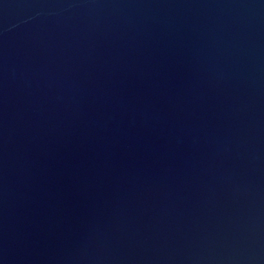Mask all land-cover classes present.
I'll return each mask as SVG.
<instances>
[{
    "label": "water",
    "instance_id": "95a60500",
    "mask_svg": "<svg viewBox=\"0 0 264 264\" xmlns=\"http://www.w3.org/2000/svg\"><path fill=\"white\" fill-rule=\"evenodd\" d=\"M0 264H264V0H0Z\"/></svg>",
    "mask_w": 264,
    "mask_h": 264
}]
</instances>
